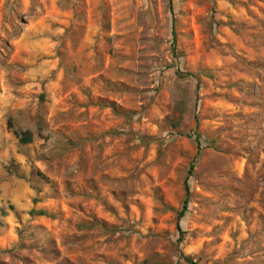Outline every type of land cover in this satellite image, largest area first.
<instances>
[{
    "label": "rangeland",
    "instance_id": "obj_1",
    "mask_svg": "<svg viewBox=\"0 0 264 264\" xmlns=\"http://www.w3.org/2000/svg\"><path fill=\"white\" fill-rule=\"evenodd\" d=\"M0 264H264V0H0Z\"/></svg>",
    "mask_w": 264,
    "mask_h": 264
},
{
    "label": "trees",
    "instance_id": "obj_2",
    "mask_svg": "<svg viewBox=\"0 0 264 264\" xmlns=\"http://www.w3.org/2000/svg\"><path fill=\"white\" fill-rule=\"evenodd\" d=\"M22 136H23V137H21V141L22 142H29L30 141V137H27L26 134H23ZM185 189H186V198H185V200L183 202L181 210L178 213V218H180L184 214V212L186 211L187 196H188V185L186 184V181H185ZM187 262H189V261L187 260Z\"/></svg>",
    "mask_w": 264,
    "mask_h": 264
}]
</instances>
